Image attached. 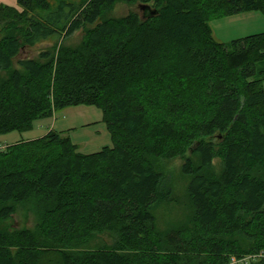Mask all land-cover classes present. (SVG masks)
I'll use <instances>...</instances> for the list:
<instances>
[{
    "label": "trees",
    "instance_id": "1",
    "mask_svg": "<svg viewBox=\"0 0 264 264\" xmlns=\"http://www.w3.org/2000/svg\"><path fill=\"white\" fill-rule=\"evenodd\" d=\"M119 1L157 13L107 20L106 8ZM17 3L0 5V134L94 105L113 147L84 154L67 132L51 130L0 150L3 218L15 212L8 203L27 201L35 186L52 193L38 231H0V264H228L264 251V31L222 42L212 25L264 14V0ZM86 25L89 64L78 67L83 58L65 49L22 56ZM177 157L191 177L195 223L184 238L178 231L159 238L155 211L172 186L155 162ZM109 232L113 246L71 251L74 242ZM248 264H264V256Z\"/></svg>",
    "mask_w": 264,
    "mask_h": 264
},
{
    "label": "rangeland",
    "instance_id": "2",
    "mask_svg": "<svg viewBox=\"0 0 264 264\" xmlns=\"http://www.w3.org/2000/svg\"><path fill=\"white\" fill-rule=\"evenodd\" d=\"M12 1L15 2L16 0ZM0 3L11 4V0H0ZM133 11H138L144 15V11L139 8L138 3L130 4L119 1L106 8L105 16L110 21L121 20ZM254 12L256 14L251 15L248 12V14L244 12L213 21L212 25L216 38L222 42H229L236 38L263 32L264 14L260 11ZM256 15L258 17L254 18ZM91 29V26L86 25L66 39L55 37L32 48L27 47L22 51V56L38 59L41 51L48 49L61 53L65 49L71 54L69 57L77 56L83 58L82 61L78 59V67L82 66V64H89L90 62L87 58L93 56L88 44V36ZM45 119H50L48 120L50 123L49 128L46 127L44 129L43 124L37 125L34 123L35 125L28 131H13L0 134V150L5 149L7 146L42 137L41 135L54 130L53 126H56V130L67 132L73 142L79 146V151L84 154L98 152L104 147H113V139L104 122L103 111L97 106L84 104L71 106L57 110L51 117L38 119L37 121ZM184 162L185 159L181 157L173 159L162 158L155 162L156 168L169 178L172 186V195L155 211L156 219L152 227L159 238L167 237L166 234L170 231H178L184 238L189 235V229L195 223L192 220V209L188 193L191 177L183 172ZM214 164L215 173L219 174L222 171V158L220 156L217 157L214 160ZM50 195L52 193L49 191L35 186L27 201L8 203L15 206V212L8 218H3L0 215V231L10 233L25 229L38 231L45 221L46 209L52 202L46 200V198H51L49 197ZM52 197L54 198V196ZM3 206L4 204L0 203V209ZM115 241L116 235L114 233H100L93 235L86 241H76L70 245V248L74 253L83 254L106 246H113ZM255 252L256 250L250 253L246 252L241 254V256H244V258H251L252 255L257 257L264 256V251Z\"/></svg>",
    "mask_w": 264,
    "mask_h": 264
},
{
    "label": "crops",
    "instance_id": "3",
    "mask_svg": "<svg viewBox=\"0 0 264 264\" xmlns=\"http://www.w3.org/2000/svg\"><path fill=\"white\" fill-rule=\"evenodd\" d=\"M2 3H0V5H1ZM9 5H12V6H17V0L14 2V1H12L11 0V4H9ZM247 13V12H246ZM248 13H250L251 15L252 14H256L254 11H250V12H248ZM247 13V14H248ZM256 17H258L257 15L254 17V18H256ZM241 38V37H240ZM237 39V38H236ZM48 120H50V119H45V120H41V121H37V122H35L37 125H39V124H43L44 126H43V128L44 129H46V127H50V123H49V121ZM35 125V124H34ZM53 128H54V130H56L55 128H56V126L54 127L53 126ZM52 129V128H51ZM50 130V129H49ZM44 131V130H43ZM56 131H64V130H56ZM45 133V132H44ZM44 135H46V133L44 134ZM44 135H41V136H44Z\"/></svg>",
    "mask_w": 264,
    "mask_h": 264
},
{
    "label": "water",
    "instance_id": "4",
    "mask_svg": "<svg viewBox=\"0 0 264 264\" xmlns=\"http://www.w3.org/2000/svg\"><path fill=\"white\" fill-rule=\"evenodd\" d=\"M140 7L144 11L145 16H151L157 13V11L155 9H152L149 5H141Z\"/></svg>",
    "mask_w": 264,
    "mask_h": 264
},
{
    "label": "built area",
    "instance_id": "5",
    "mask_svg": "<svg viewBox=\"0 0 264 264\" xmlns=\"http://www.w3.org/2000/svg\"><path fill=\"white\" fill-rule=\"evenodd\" d=\"M250 258H237V257H232L231 261L228 264H248Z\"/></svg>",
    "mask_w": 264,
    "mask_h": 264
}]
</instances>
